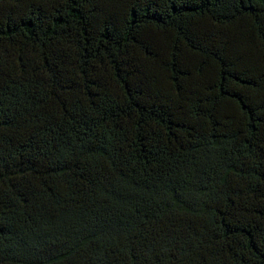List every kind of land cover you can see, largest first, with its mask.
Here are the masks:
<instances>
[{
	"label": "trees",
	"instance_id": "1",
	"mask_svg": "<svg viewBox=\"0 0 264 264\" xmlns=\"http://www.w3.org/2000/svg\"><path fill=\"white\" fill-rule=\"evenodd\" d=\"M0 264H264V0H0Z\"/></svg>",
	"mask_w": 264,
	"mask_h": 264
},
{
	"label": "snow or ice",
	"instance_id": "2",
	"mask_svg": "<svg viewBox=\"0 0 264 264\" xmlns=\"http://www.w3.org/2000/svg\"><path fill=\"white\" fill-rule=\"evenodd\" d=\"M241 5H243V0H241Z\"/></svg>",
	"mask_w": 264,
	"mask_h": 264
}]
</instances>
